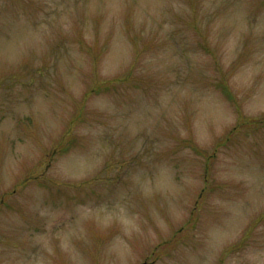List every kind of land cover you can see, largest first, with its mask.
<instances>
[{"label": "rangeland", "instance_id": "374dc122", "mask_svg": "<svg viewBox=\"0 0 264 264\" xmlns=\"http://www.w3.org/2000/svg\"><path fill=\"white\" fill-rule=\"evenodd\" d=\"M0 264H264V0H0Z\"/></svg>", "mask_w": 264, "mask_h": 264}, {"label": "trees", "instance_id": "16d2710c", "mask_svg": "<svg viewBox=\"0 0 264 264\" xmlns=\"http://www.w3.org/2000/svg\"><path fill=\"white\" fill-rule=\"evenodd\" d=\"M199 43H200L202 49L204 48V49H206L208 52L211 53V51H210V47H209L208 43L203 42V41H200ZM219 85L222 87L223 91H224L226 94H228V96L230 97V99L233 100L234 98H233V96H231V91H230V89L228 88V86H227L226 84H223L222 81H220ZM122 92H125V91H121V93H122ZM118 93H120L119 90H118ZM259 122H262V121H259ZM63 147H65V145H64ZM67 147H68V146H67ZM64 150H65V149H64Z\"/></svg>", "mask_w": 264, "mask_h": 264}]
</instances>
